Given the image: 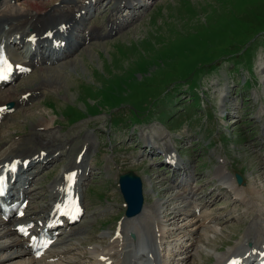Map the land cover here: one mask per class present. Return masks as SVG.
Returning <instances> with one entry per match:
<instances>
[{
  "label": "rangeland",
  "instance_id": "obj_1",
  "mask_svg": "<svg viewBox=\"0 0 264 264\" xmlns=\"http://www.w3.org/2000/svg\"><path fill=\"white\" fill-rule=\"evenodd\" d=\"M59 1L19 0L16 7L30 13L41 12L56 6ZM107 1L100 0L92 7L95 12L88 19V26L105 24L106 8L111 6L107 3L106 10L101 13L99 8L102 9ZM127 13L128 9L123 7L120 14L128 19ZM262 65L264 0H152L130 25L122 26L110 35L90 39L61 64L45 69L43 64L36 68L39 70L34 75L31 72L21 75L9 84L10 91L43 87L45 93L35 98L34 101H38L35 105L25 109L18 107V110L12 106L7 110L12 117L0 124V152L9 144L22 141L21 145H14L19 150L17 156L37 154L41 151L38 146L41 141L33 132L38 131L58 134L57 140H63L71 148L72 159L82 146L86 147L83 144H87L90 173L82 184L85 212L77 224L91 214L97 221L85 233L81 232L80 236H96L84 239V247L96 242L100 234L111 233L115 225L124 220L125 207L118 189L119 173L132 170L141 177L145 203L154 204L159 198L163 202L168 194L171 195L167 192L172 187L167 169L162 168L159 161L163 157L160 155L158 159L156 152L151 155L156 157L154 159L146 155L151 149L145 148L141 141V133L149 131L152 124L157 125L158 132L167 133L165 142L173 145L181 158L196 159L201 153L196 162V176L202 190H206L203 186L207 185L206 181L211 183L210 179L217 171L216 164L224 163L227 169L222 167L221 172L225 175L232 177L234 170L242 171L247 184L240 197L249 199L250 194H255L259 198L255 200L258 206H254L261 210L264 208V136L261 135L260 117L264 111ZM50 74H54V78H47ZM245 81L249 85L241 87ZM224 82L230 85L226 99L235 108L222 105L224 94L228 95L226 87L220 103L218 89ZM185 84L190 97L186 98L188 95L184 93L185 99L181 100L179 96L183 85V90L186 89ZM69 112L76 115L64 118V113L69 115ZM93 113L96 114L91 115ZM69 119L78 121L70 122ZM42 124L45 125L40 126ZM162 126L171 133L164 131ZM64 130L67 133L60 134ZM158 132L154 131V134ZM218 134L223 136L217 138ZM65 158L66 155L59 157L35 178V185L40 188L34 203L44 202L45 198L40 194L67 162ZM147 174L156 176L152 179ZM159 180H162L161 184ZM222 180L226 177L222 176ZM216 191L214 199L221 201L206 212L221 223L207 222L213 230L206 231L201 227L196 234L203 231L202 236L214 239V242L208 244L206 240L199 242L196 250L190 248L188 264H212L237 243L245 231L242 223L236 229L232 224L226 225L235 213L230 214V199L217 196ZM34 203L32 201L31 205ZM234 208L238 210V216L247 215L243 205ZM178 221L185 223L183 219ZM58 247L60 244L52 250H59ZM166 249V255L173 258L179 247L175 248L172 243L170 247L166 245ZM72 251L77 258L79 253L86 252L81 248ZM59 259L46 260L58 263ZM59 263L78 264L75 261ZM158 263L163 264V261L159 259Z\"/></svg>",
  "mask_w": 264,
  "mask_h": 264
},
{
  "label": "bare ground",
  "instance_id": "obj_2",
  "mask_svg": "<svg viewBox=\"0 0 264 264\" xmlns=\"http://www.w3.org/2000/svg\"><path fill=\"white\" fill-rule=\"evenodd\" d=\"M99 1L100 0H60L57 6H54V4V7L52 6V8L47 10L43 9L41 12L32 11V13H30L29 11L21 10L16 7L19 0H0V44L6 47V55L14 64H22L30 68L33 67L30 71H33L32 75H34L37 73L36 70H39L34 67L35 64L39 62H54L69 57L74 50L79 48L82 44L87 43L90 39L101 38L112 34L121 26L126 25L127 20L119 14L122 7L129 9L128 18L130 21L128 22L140 16V13L135 11V9L141 5L139 4L140 0H108L106 5L101 9H107L109 11L105 24H92L91 27H87L88 18L91 14L90 7L92 5H97ZM11 3L14 4L12 5ZM107 3L108 6L110 5L111 7L106 8ZM63 25L64 27L62 28ZM58 38L60 42L63 41V45L61 43L56 44ZM21 47L22 49H20ZM261 67H263L260 70L264 77V65ZM45 68L53 67L48 66L43 69ZM18 76L19 75L15 72L12 78L14 79ZM50 76L51 77L47 78H54V74H50ZM44 81L47 80L44 79ZM47 84L49 85V83ZM229 86L227 82H224V86L218 89L220 103L225 93V87L228 90V95L224 94L222 100L224 108L232 105V103L230 105L229 100L226 99L229 97ZM42 93H45V89L43 91V87H36L31 90H21L18 92L17 97L14 98L13 95H16L14 90L10 91L9 87L5 89H1L0 87V124L2 120L8 121L12 117L11 114L8 115L3 110L4 105L8 101L12 100L15 108L19 107L25 109L26 106L35 103L33 98L36 95H42ZM226 102L227 104H225ZM249 102H251V100ZM232 107L235 108L234 104L231 108ZM256 122L257 120L255 123ZM261 124V135L264 136V122ZM44 125L45 124H42L40 126ZM154 131L158 132L157 128L153 126L149 128V131L141 133V141H144L145 148L149 147L155 150L158 148V150L163 151L164 149L168 150V152L164 154V158H167V156H174L177 158L176 160L178 161L173 166V172L182 175V179L179 181V190L174 194H168L166 200H163V202L160 201L161 199L159 198L154 204L144 203L141 212L137 216L132 218L125 217L124 220L118 224V228L115 227L111 230V233L108 231L100 234V236H97L99 238L95 239L97 240L96 242L86 247L82 246V241L87 238H95L96 236H80V234L81 232L85 233L87 228L97 221V217H93L91 214L90 217L82 221L81 224H73L74 222H71L72 218L63 212V201L67 195H72V197H77L80 200L79 203L80 206H82L81 198H83V189L81 186L89 175L90 167L87 162V144H83L86 145V147L82 146L84 151L80 160H77V156L75 159H72L71 148L68 147L63 140H57L58 138H56V136H58V134L53 132H50V134L42 133L41 131L33 132L35 133V138L41 141H39L40 143L38 144V146L41 147V151L32 156H17L16 152L19 153V150L14 145H21L22 141H17L5 147L0 152V170L3 167H6V170L0 172V175L4 178V181L10 185V189L7 188L6 192H9L11 195H19L22 193L26 198H30V200L38 193L37 189L40 188L34 185L36 184L35 178L46 167L57 161L59 157L66 155L67 158L65 159H67V162L55 174L52 182L46 186L47 188L43 190L41 196L46 198L43 203L31 206L23 216L14 219V221H4L0 217V264H61L59 263L60 261H75L78 264H87L86 262L92 261L89 264H105V262L109 260L110 264H137V257L134 252L140 247L144 250L147 248V255L145 258L147 264H158L159 258H163V264H188L187 260L191 257L189 254L190 248L193 247V249L196 250L198 243L206 240L208 244H213L212 242H214V239L203 237V231L194 237L201 227L206 231H211L212 225L208 227L209 225L207 222L221 223V221L215 218V216H212L210 212L200 211V214L197 215L199 205H206L209 203V196L205 194L196 198V194L200 187L196 185L192 186L190 183L195 176L192 169L197 168L191 165L190 162L180 159L173 147L165 142L164 139L167 133L158 132V134H154ZM64 132L67 133L64 130L60 131V134ZM32 134L30 136L34 137ZM151 138L156 139L151 141ZM163 151H158L157 153ZM221 161L223 162V159H221ZM13 164L16 165V168L13 167ZM222 167L223 164L216 166L217 171L210 179L211 183L214 185L212 190H218L217 196L219 195L220 197L223 196L230 199V205H232L230 214H233V212L235 214H233L234 218L229 217L232 219H228V224L226 225L229 226L232 224L231 226L236 229L238 225L242 223L245 225V231L238 238V242H234L235 244L231 245L227 251L218 256L212 264H223L230 257L240 258V264H257L255 263L257 260L256 255L264 252V216H262V210H264V208L259 210L254 206H258L256 201H258L259 198L256 197L255 194V196L250 194L249 199L240 197V195L243 194L245 186L240 187L234 184L230 175H225L221 172ZM74 170L77 172L74 187L72 190H67L65 188L66 182L64 181V176L68 172ZM222 176L226 177V180H222ZM161 181L162 180L158 181L159 184H161ZM227 182L229 185L226 186L225 184ZM215 200L216 199H214V201ZM30 203L31 202L27 203V205H30ZM239 204L247 208L246 216L240 217L237 215L238 210L234 207L237 205L238 208ZM174 209H177L176 213H174ZM168 213H170V215H168ZM188 216L196 217V220H188ZM162 218H165L168 224L180 225L177 226L176 229L171 230L168 227L162 226ZM179 219H183L185 223L181 224L178 221ZM29 220H33L37 225L41 223L47 224L51 220L54 223L62 221V225L55 228L59 234L62 233L60 238L57 239V243L60 244V247H58L59 250H54V252L52 250L49 252L52 255L48 254L39 259H35L32 256L26 259L25 256L31 255L30 249L27 246L28 239L18 236L15 226ZM139 224H141L142 228L138 226ZM190 225L194 227L188 228ZM82 229L83 231H81ZM117 232H119V236L116 237L115 233ZM130 233H133L135 237L131 238ZM182 235L187 236L186 241L189 243L180 242L178 245V253L173 258H169L166 255V245L170 247L171 242L179 240ZM9 236H12V238L8 239ZM77 248L86 250V252L82 251L79 253L78 258L75 257V253L72 251ZM67 253H70V255ZM49 255L54 257L59 255L62 256L59 262L55 263L46 260Z\"/></svg>",
  "mask_w": 264,
  "mask_h": 264
},
{
  "label": "water",
  "instance_id": "obj_3",
  "mask_svg": "<svg viewBox=\"0 0 264 264\" xmlns=\"http://www.w3.org/2000/svg\"><path fill=\"white\" fill-rule=\"evenodd\" d=\"M237 177L240 182L241 178L239 176ZM119 185L120 191L127 204L126 215L130 217L139 213L142 208L141 183L139 177L132 171L120 174Z\"/></svg>",
  "mask_w": 264,
  "mask_h": 264
}]
</instances>
